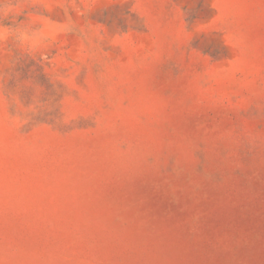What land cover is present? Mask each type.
<instances>
[{"label":"rangeland","instance_id":"374dc122","mask_svg":"<svg viewBox=\"0 0 264 264\" xmlns=\"http://www.w3.org/2000/svg\"><path fill=\"white\" fill-rule=\"evenodd\" d=\"M0 264H264V0H0Z\"/></svg>","mask_w":264,"mask_h":264}]
</instances>
